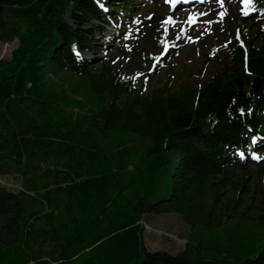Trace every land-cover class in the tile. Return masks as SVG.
I'll return each instance as SVG.
<instances>
[{
	"label": "trees",
	"instance_id": "1",
	"mask_svg": "<svg viewBox=\"0 0 264 264\" xmlns=\"http://www.w3.org/2000/svg\"><path fill=\"white\" fill-rule=\"evenodd\" d=\"M102 4L0 0V41L18 40L0 58V174L21 179L18 190L0 185V264H264V245H255L264 184L233 173L264 148V45L250 47L245 63L233 39L235 62L202 84L148 90L116 65L119 40L97 37L130 8ZM165 36L159 28L155 38ZM117 52L126 54L123 42ZM60 73L74 80H55ZM83 85L94 104L86 115L77 111ZM112 131L147 139L137 161L134 142L108 146ZM168 175L172 193L159 198ZM173 212L191 227L184 248L149 251L143 216Z\"/></svg>",
	"mask_w": 264,
	"mask_h": 264
},
{
	"label": "rangeland",
	"instance_id": "2",
	"mask_svg": "<svg viewBox=\"0 0 264 264\" xmlns=\"http://www.w3.org/2000/svg\"><path fill=\"white\" fill-rule=\"evenodd\" d=\"M121 1L128 4L131 13L128 17L119 13L116 18H109V22L104 27V35L110 39L118 35L120 43L124 42V48L127 49L126 54L123 56L118 54L117 45L119 43L117 45L112 43L111 56L115 58V63L122 75H133L134 72L140 69L134 83L139 85L146 82L148 90L163 85L176 89L186 82H194L200 85L204 80L212 77L219 67L225 64H233L235 59L231 56L230 46L232 39L236 38L235 34L238 30L249 49L250 47L259 48L264 45V10L262 11L261 8L255 10L253 6L251 7L253 0L248 5H245L242 0H222V2L221 0H215V10L209 16V21L210 19L217 20V22L211 24L214 28L210 27L208 30H204L205 20H199L188 31L186 29L190 27L189 24L192 19L184 13L180 16L181 12L179 11L170 14L167 6L159 0ZM118 2L120 0L116 1L115 4H118ZM104 6H110V10L113 9L110 3H105ZM206 6L202 7L206 8ZM202 7L200 6V8ZM169 17L171 18L170 23H168ZM172 21L175 22L172 23ZM130 22L140 26L133 35L126 31V26ZM160 27L165 29V34L169 36L168 38L173 44V49L164 59H161L158 55L161 43L155 39L156 32ZM17 45L18 40L12 42L0 41V58H10L12 50ZM145 53L148 57L144 56ZM98 56L102 62L104 55L101 53ZM80 57L90 58V55L81 52ZM154 57L156 58L155 64L151 66V60ZM101 62H96L94 66L100 67ZM65 76L71 75L70 73H60L59 76H54V79L60 81ZM70 79L74 80V77L71 76ZM75 79L76 82L79 80L76 77ZM82 89L79 98L86 101V106L78 108L77 111L82 115H86L94 104L90 100L91 95L86 85H83ZM107 137L108 146L112 149L121 144L134 142V147L138 146V148L133 149L138 153L135 157L136 161L142 155V141H147V139L137 134L126 132L112 131ZM251 158L254 159L255 164L246 163V158L244 160L246 164L233 166V173L236 180L241 179L243 176L248 177L251 188H255L260 182L264 184V179L258 169V166L264 168V148L259 155L253 154ZM131 164V169H134V162ZM169 181L170 175L164 180L165 187L158 195L159 198L168 197L172 193ZM0 185L18 190L21 187V179L15 174H0ZM240 190L239 187L233 188L234 193ZM234 221L230 220L228 224L232 226ZM143 222L146 225L145 244L149 251L162 250L169 254H177L184 248L191 230L190 225L183 220L179 213L175 212L159 215L145 214ZM255 245L257 247L264 245L263 234L259 233Z\"/></svg>",
	"mask_w": 264,
	"mask_h": 264
},
{
	"label": "bare ground",
	"instance_id": "3",
	"mask_svg": "<svg viewBox=\"0 0 264 264\" xmlns=\"http://www.w3.org/2000/svg\"><path fill=\"white\" fill-rule=\"evenodd\" d=\"M233 1H239V0H233ZM209 2L210 3L207 4L206 8H204V7L203 8H195L194 10L190 9V10L185 12L186 14L194 15L193 17H196L198 20H205V29L204 30H208L210 27L214 28V26L211 25V21H209V13L214 8V1L210 0ZM195 23H196L195 21L190 22L189 28H192ZM207 26H209V27H207Z\"/></svg>",
	"mask_w": 264,
	"mask_h": 264
},
{
	"label": "snow or ice",
	"instance_id": "4",
	"mask_svg": "<svg viewBox=\"0 0 264 264\" xmlns=\"http://www.w3.org/2000/svg\"><path fill=\"white\" fill-rule=\"evenodd\" d=\"M169 2H170V3H173V5H175V3L177 2V0H169ZM221 2H222V0H221ZM242 2H243L245 5H248V4L251 3V0H242ZM190 19H191V17H190ZM169 21L171 22V18H170V17H169ZM73 51H74V54H75V55H77V56L79 55V52H78V50L75 49V46H73ZM238 111H240L241 113H243L244 109L241 108V109H238ZM248 111L250 112L251 109H248ZM253 139H255V138H253ZM237 154L240 155L241 158H243V155H244V154H243L242 152H238ZM254 158H255V156H254Z\"/></svg>",
	"mask_w": 264,
	"mask_h": 264
}]
</instances>
